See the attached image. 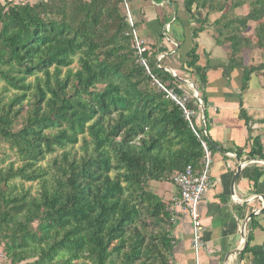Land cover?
I'll use <instances>...</instances> for the list:
<instances>
[{
    "label": "trees",
    "instance_id": "obj_1",
    "mask_svg": "<svg viewBox=\"0 0 264 264\" xmlns=\"http://www.w3.org/2000/svg\"><path fill=\"white\" fill-rule=\"evenodd\" d=\"M244 7L245 16H231ZM194 8L207 16L196 18ZM123 10V0L0 4V78L3 93L12 92L0 96V147L9 145L20 164L0 170V247L10 264H170L173 214L150 185L173 181L189 165L199 169L206 153L182 108L155 80L178 98L185 85L154 48L142 56L148 74ZM185 10L199 25L186 67L197 78L207 120L209 65H199L196 39L218 12L212 24L218 45L229 46L232 56L250 48L243 33L254 23L252 47L264 52V0H185ZM171 20L166 14L160 24ZM263 70L264 64L246 68L242 90ZM187 106L201 112L194 97ZM242 118L249 123L244 112ZM203 139L213 156L215 145ZM59 151L46 169L42 163ZM256 157L264 160L258 138L249 153ZM263 175L258 166L242 172L256 187ZM34 182L37 194L23 186ZM260 215L262 224L257 216L250 221L242 254L251 264H264V209Z\"/></svg>",
    "mask_w": 264,
    "mask_h": 264
},
{
    "label": "crops",
    "instance_id": "obj_2",
    "mask_svg": "<svg viewBox=\"0 0 264 264\" xmlns=\"http://www.w3.org/2000/svg\"><path fill=\"white\" fill-rule=\"evenodd\" d=\"M6 1L36 3L46 0H0V4H5ZM130 1L141 38L159 51L158 58L168 57L164 60L165 63L170 58L177 59L179 67H173V70H181L183 66L187 68V53L192 47V33L199 25L194 22L193 16L186 12L185 0H173L175 6L171 9L167 0ZM193 13L198 19L207 16V11L196 8ZM166 14H171L172 20L164 28L160 21ZM220 17L218 12L211 13L208 16L209 25L196 39L199 65H209L208 83L204 90L208 100V118L205 121L208 136L215 145L212 184L198 206L203 225L204 246L199 251L195 250L190 215L179 213L171 236L174 245L170 264H251L250 255H244L242 258L243 234L245 233L247 240L251 221L248 219L253 213H256L258 221L263 223L260 212L264 209V175L257 187L242 176L247 166H258L264 170V164H260V161L264 160L258 157L254 160L249 158L257 138L264 151V70L252 74L247 89L242 90L245 69L263 62L255 63L253 60H262L261 57L247 53L245 48L232 56L229 46L218 45L212 24ZM163 35L165 37L161 39ZM174 55H177V58L172 57ZM189 71L191 76L195 77L197 85L195 74L191 69ZM242 112L250 120L249 123L242 118ZM236 152H241L242 156L238 158ZM240 164L245 166L232 193L231 183ZM262 235L260 229L255 231L254 244L263 243ZM240 251L241 253L237 254Z\"/></svg>",
    "mask_w": 264,
    "mask_h": 264
},
{
    "label": "built area",
    "instance_id": "obj_3",
    "mask_svg": "<svg viewBox=\"0 0 264 264\" xmlns=\"http://www.w3.org/2000/svg\"><path fill=\"white\" fill-rule=\"evenodd\" d=\"M123 6L126 14V22L131 28L136 50L141 57L140 61L146 68L148 74H151L147 60L142 57L143 53L146 52L148 48L145 46L146 42L140 38L138 33L136 19L130 6V2L128 0H123ZM162 59L163 58L160 57L158 62H161ZM159 67L161 66L159 65ZM155 83L161 90L167 92L170 98L182 108L185 119L190 123L195 135L201 140L202 146L205 149L206 155L199 169L189 165L185 170L174 175L173 178L178 189V196L172 199V207H175V210L170 208V211L173 214L171 221H175L178 213H188L190 215L193 226V245L195 250L199 251L203 248L204 242L202 239L203 225L198 206L212 184L213 156L209 151L207 142L203 139L206 136L208 137L206 121L201 116L196 128L192 123L196 116V112L189 109L187 106L189 98H187L186 95L183 98H178L173 91H168L160 81L155 80ZM196 99H198L200 106L204 105L200 97ZM260 164H264V162L260 161Z\"/></svg>",
    "mask_w": 264,
    "mask_h": 264
},
{
    "label": "rangeland",
    "instance_id": "obj_4",
    "mask_svg": "<svg viewBox=\"0 0 264 264\" xmlns=\"http://www.w3.org/2000/svg\"><path fill=\"white\" fill-rule=\"evenodd\" d=\"M128 1L130 2V6H131L132 11H133L132 2L130 0H128ZM123 11L125 13V9ZM248 11H249V8L248 7H244L242 9L236 10L235 13L233 12L232 13L233 15H231V16H234L235 15V16L243 17V16H245L248 13ZM250 24H251V26H250L249 30H247L245 33H243V36L244 37H248L250 39V43H251V47L250 48L245 47V51L247 53H251L253 56H256L258 58L261 57L262 60L256 58L253 61L254 62L255 61L256 62H263L261 64H264V52L261 51V50H259V49H255V48L252 47V46H254L253 44L256 43V37H255V34H256V26H255L254 23H250ZM137 30H138V27H137ZM138 33H139L140 38H141V34H140V31L139 30H138ZM145 46L150 51H153L154 50V49L152 50V46L149 43H147V42H146V45ZM249 51H252V52H249ZM248 56H249V54H248ZM172 57H176L177 58V55H174ZM167 58H164L163 59V62ZM158 61H159V58H158ZM167 61H168V63H167ZM167 61H166L167 64L164 62V64L169 67V68H166V69H173V67L177 68V66H178L177 59L174 58V60H172V58H170ZM256 64L259 65L260 63L259 64L256 63ZM257 65H255V66H257ZM76 66H77V62L75 64V67ZM176 74L178 76H180L182 79H186L190 83V85L188 84V85H185L184 86V88L186 90V97L187 98H192V97L196 98L195 97V94H194V91H193V88L191 86L192 84H195V77L191 76V72L189 71V69L188 68H185L183 66V67H181V70H177L176 71ZM5 87H6V83L0 78V96L2 94H4V96L6 98L7 97L10 98L12 96V92H10V93H3L4 90H5ZM202 107L203 106H201V112L196 114V117H197V120L196 121L197 122H199V120L201 119V116H202ZM26 110H28V107H26ZM21 126H22V121L19 120V123L15 126V130H19L21 128ZM76 150L79 151V145L76 147ZM60 154H61V152L59 151L58 153H56L54 155L48 156L47 159L42 163V165L45 166L46 169L51 170L52 167H53V162L55 161L56 158H58V156ZM2 160H4V162H2ZM11 163H15L16 166H20V164H18V159H17V156H16L15 152L11 151L9 145L4 144V145H2L0 147V170L7 168ZM17 182L22 186V184H21V182H19V180H17ZM21 186H19V187H21ZM23 186H24V188L26 190L30 189L32 191V194H37L39 192V189H40V185L38 184V182H34V183H24ZM150 187H151L152 192L158 193L160 196L162 195L161 197L163 198V200L165 201V203L167 204V206L169 207V209L172 208V209L175 210V207H172L173 206L172 199L178 196V189H177V187H176V185L174 183V180L171 181V182H165V183L164 182H162V183L161 182H152L151 185H150ZM171 189H172V191H171ZM176 223H177V218L175 219V221H171V224L168 226V230L171 232V234L174 232V229L172 228V226L173 225H176ZM0 264H10L9 260L5 256V253L3 251V247H0ZM75 264H83V260H81L79 262H76ZM88 264H90V263H88Z\"/></svg>",
    "mask_w": 264,
    "mask_h": 264
},
{
    "label": "water",
    "instance_id": "obj_5",
    "mask_svg": "<svg viewBox=\"0 0 264 264\" xmlns=\"http://www.w3.org/2000/svg\"><path fill=\"white\" fill-rule=\"evenodd\" d=\"M166 70H167L168 72H170L171 74H173L174 77L178 78V79L181 81V83H183L184 85H188V84L190 85V83H189L188 81H186V80H184V79H181V78L176 74V71H175V70H173V69H166ZM191 86H192V88H193V91H194L195 97H196V98H199V97H200V93H199V89H198V87H197L195 84H192ZM205 112H206V108L203 106V107H202V118H203L204 120H205ZM244 166H245V165H243V164H240V165H239L238 171H237L236 175L234 176V178H233V180H232V183H231L232 193H234V187H235V184H236L237 179H238V177H239V175H240V172H241V170H242V168H243ZM261 212H262V211H261ZM261 212H260V213H261ZM255 215H256V213H253L251 216H249V219H248V220H251L252 217L255 216ZM243 237H244V247H243V249H242L241 251L245 250L246 247L248 246V242H247V240H246L245 233L243 234ZM241 251L238 252L237 254H240Z\"/></svg>",
    "mask_w": 264,
    "mask_h": 264
},
{
    "label": "bare ground",
    "instance_id": "obj_6",
    "mask_svg": "<svg viewBox=\"0 0 264 264\" xmlns=\"http://www.w3.org/2000/svg\"><path fill=\"white\" fill-rule=\"evenodd\" d=\"M204 106V105H203ZM207 128V127H206Z\"/></svg>",
    "mask_w": 264,
    "mask_h": 264
}]
</instances>
